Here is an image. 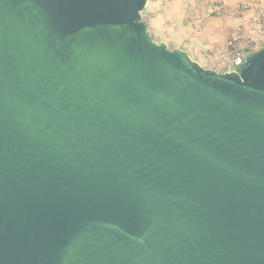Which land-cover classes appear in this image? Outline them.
<instances>
[{"label": "water", "instance_id": "obj_1", "mask_svg": "<svg viewBox=\"0 0 264 264\" xmlns=\"http://www.w3.org/2000/svg\"><path fill=\"white\" fill-rule=\"evenodd\" d=\"M147 0H0V264H264V47L156 42Z\"/></svg>", "mask_w": 264, "mask_h": 264}, {"label": "crops", "instance_id": "obj_2", "mask_svg": "<svg viewBox=\"0 0 264 264\" xmlns=\"http://www.w3.org/2000/svg\"><path fill=\"white\" fill-rule=\"evenodd\" d=\"M224 2L220 13L207 10L208 0H147L148 32L158 36L156 42H164L170 49L179 48L202 67L227 72L220 61L228 56L231 48L227 42L232 37H242L236 31L233 17L234 3ZM251 15V13L249 14ZM236 45H242L238 41ZM255 48L264 47L258 42ZM257 50V49H256Z\"/></svg>", "mask_w": 264, "mask_h": 264}, {"label": "rangeland", "instance_id": "obj_3", "mask_svg": "<svg viewBox=\"0 0 264 264\" xmlns=\"http://www.w3.org/2000/svg\"><path fill=\"white\" fill-rule=\"evenodd\" d=\"M219 3V1L217 0H208L207 2V10H209L211 13H217L214 11V7L215 5H217ZM234 3V2H233ZM235 4V3H234ZM234 9L232 11H234L236 9V5H234ZM251 13V15H249ZM253 11H251L250 9H248V11H242L241 13H237V16H234V18L236 19V31L238 32L239 35H241L242 37H232L230 38L228 41L232 40L233 38H236V40L233 43V46H230L229 48H231L232 50H238V51H243L246 47H250L253 46L255 44H257L258 42L264 43V28L262 27V25H259L258 23H256L257 25L253 24ZM148 10L147 7L144 8L141 17L143 20L148 21L149 22V17L147 16ZM241 17H245V19L247 20L246 24L242 23V19ZM245 21V20H243ZM151 37L154 41L159 40L157 35L151 34ZM238 41H242V45L240 47V45H236ZM230 54V53H229Z\"/></svg>", "mask_w": 264, "mask_h": 264}, {"label": "built area", "instance_id": "obj_4", "mask_svg": "<svg viewBox=\"0 0 264 264\" xmlns=\"http://www.w3.org/2000/svg\"><path fill=\"white\" fill-rule=\"evenodd\" d=\"M235 5L236 9L233 11V17L237 16V13H241L242 11H248L250 9L253 11V24L262 25L264 28V0H232ZM224 9V2L220 1L217 5L214 7V11L217 13L222 12ZM242 23L246 24L247 20L245 17H241ZM245 20V21H243ZM236 38H233L232 40L227 42V46H233L234 41ZM247 55H244L241 51L238 50H232L228 56H225L220 61V64L223 68H228V71H239L241 68L245 58Z\"/></svg>", "mask_w": 264, "mask_h": 264}, {"label": "trees", "instance_id": "obj_5", "mask_svg": "<svg viewBox=\"0 0 264 264\" xmlns=\"http://www.w3.org/2000/svg\"><path fill=\"white\" fill-rule=\"evenodd\" d=\"M256 49H258V48H255V47H253V46L246 47V48L242 51V53H243L244 55H248V54L252 53L253 51H255Z\"/></svg>", "mask_w": 264, "mask_h": 264}]
</instances>
